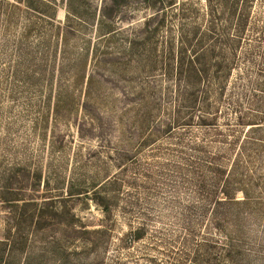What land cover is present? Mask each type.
<instances>
[{
    "label": "rangeland",
    "instance_id": "1",
    "mask_svg": "<svg viewBox=\"0 0 264 264\" xmlns=\"http://www.w3.org/2000/svg\"><path fill=\"white\" fill-rule=\"evenodd\" d=\"M118 1L109 42L97 21L108 0H46L44 16L21 6L22 21L28 15L34 22L30 43L24 55L12 56L18 57L12 68H1L9 57L0 54V264H228L219 257L225 232L241 227L243 233L230 231L243 248L234 260L264 264V201L251 211L241 206L244 218L223 228L192 186L198 175L211 182L208 160L228 168L233 162L234 152L226 158L215 136L228 133L226 119L234 116L227 101L218 104L217 130L193 122L151 133L153 140L141 144L140 92L148 96V86L160 81L155 71L148 79L138 74L123 46L156 12L176 33L174 17L205 15V0ZM255 2L264 15V0ZM67 23L74 34L61 32ZM90 77L91 94L101 90L107 98L101 107L90 99L85 112ZM156 102L162 110L173 107L163 90ZM155 115L156 121L167 116ZM114 176L131 182L104 183ZM94 190L109 198L108 215L93 200ZM137 227L142 237L127 244ZM82 229L103 232L83 237ZM208 238L215 242L206 245Z\"/></svg>",
    "mask_w": 264,
    "mask_h": 264
},
{
    "label": "trees",
    "instance_id": "2",
    "mask_svg": "<svg viewBox=\"0 0 264 264\" xmlns=\"http://www.w3.org/2000/svg\"><path fill=\"white\" fill-rule=\"evenodd\" d=\"M108 1L100 8L97 18L99 29L104 31L101 35L106 37V41L113 38L117 31L111 26L115 20L113 8L120 4L118 0ZM205 2L208 11L203 16L182 13L174 17L177 34L164 15L158 12L150 15L129 38L127 47L123 46L126 50L123 56L136 61L132 66L136 65L138 74L144 72L148 79L151 77L149 73L155 71V77L160 81L158 88L148 86V96L141 92L139 94L138 105L140 109L144 108L138 125L141 127L142 145L153 140L151 133H171L173 129L193 122L217 130L218 104L224 99L231 106L234 116L226 119L228 133L217 131L215 136L222 138L220 142L225 152L221 153H225L226 158L234 152L233 162L228 168L208 160L211 182L206 183L204 175H198L192 185L193 190L205 200V211L211 210L215 225L224 228L232 223V218L238 221L244 218L241 206L251 211L253 204L264 201V186L261 185L264 183V15L256 10L255 0ZM45 4L46 0H0V54L9 57V63L1 64L2 69L6 66L12 68V62L17 64L16 58L21 53L24 55L23 50L30 43L28 38L34 22L30 21L28 15L22 21L21 6L24 10L44 16ZM59 28L65 35L74 34L75 31L70 23ZM14 55L18 56L15 60ZM92 80L90 77L86 82L85 99L81 103L85 112L89 111L90 99L101 107L107 98L101 90L91 94ZM162 90L165 102L172 103V108L162 110L160 102H156ZM155 105L157 114L162 111L164 116L167 115L165 119L156 121V112L150 113ZM211 153L207 157L215 158ZM133 155L130 157L134 158ZM239 169L247 171V174L238 173ZM118 181L129 183L131 179L114 176L104 183L118 184ZM255 191L258 197L254 196ZM238 193H241V197ZM93 194V200L108 215L111 211L109 198L99 190H94ZM254 198L258 201L253 202ZM2 201L15 203L17 198L4 196ZM240 229L230 231L243 233V227ZM230 231L225 232L224 248L219 257H225L228 264H238L237 261L241 259L236 261L233 255L241 253L243 248ZM101 232L102 229H82L83 237H87L85 235L88 233ZM142 235L143 227H137L131 230L125 242L130 244ZM94 239L97 241V237ZM95 241L92 240L93 244ZM214 242L212 238L205 240L206 245Z\"/></svg>",
    "mask_w": 264,
    "mask_h": 264
}]
</instances>
